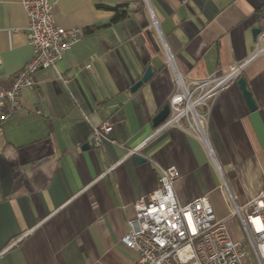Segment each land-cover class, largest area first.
Segmentation results:
<instances>
[{
    "label": "crops",
    "instance_id": "crops-1",
    "mask_svg": "<svg viewBox=\"0 0 264 264\" xmlns=\"http://www.w3.org/2000/svg\"><path fill=\"white\" fill-rule=\"evenodd\" d=\"M24 1L0 0V88L32 57ZM47 1L55 25L83 37L56 69L31 76L20 110L0 123V264H138L121 239L133 203L170 166L180 173V204L204 196L218 219L239 224L232 199L242 206L264 192V55L240 76L254 110L237 80L211 99L214 161L189 130L150 138L151 121L175 90L173 69L186 83L201 81L252 54L264 0ZM125 3L128 16L117 22L96 6ZM147 67L151 78L131 93ZM106 121L111 132L90 147Z\"/></svg>",
    "mask_w": 264,
    "mask_h": 264
},
{
    "label": "built area",
    "instance_id": "built-area-1",
    "mask_svg": "<svg viewBox=\"0 0 264 264\" xmlns=\"http://www.w3.org/2000/svg\"><path fill=\"white\" fill-rule=\"evenodd\" d=\"M23 7L32 57L13 77L9 87L0 88V123L20 110L19 94L31 85V76L38 70L56 69L64 52L83 37L79 29L55 25L47 0H26ZM262 55L264 31L256 35L252 54L230 66L224 74L186 83L173 69L176 85L167 103L169 115L150 138L171 127L189 130L214 161L208 139L211 99ZM59 78L67 83L63 77ZM111 130L110 121L95 127L88 140L90 147L98 149ZM138 151L139 147L131 154ZM179 178L180 173L174 166L160 169L157 189L133 203L134 216L128 221V231L121 242L139 254L138 264H264V192L242 206L232 199L230 217L238 218L244 232L241 240H233L226 220L215 216L206 197H198L185 205L177 201L174 183Z\"/></svg>",
    "mask_w": 264,
    "mask_h": 264
},
{
    "label": "water",
    "instance_id": "water-1",
    "mask_svg": "<svg viewBox=\"0 0 264 264\" xmlns=\"http://www.w3.org/2000/svg\"><path fill=\"white\" fill-rule=\"evenodd\" d=\"M259 32H260V30L254 29L252 31L253 37L255 38ZM152 74H153V72L151 70V67H147L145 72L141 76V78L129 88V91L131 93L136 92L144 83H146L151 78ZM237 85L242 92L243 98L246 102L248 109L254 110L255 104H254V101L252 99V95L250 94L249 90L246 87V83H245L244 79L241 77L238 78L237 79ZM168 115H169V108H168V104H167V105H164L160 109V111L153 117V119L151 121L152 127L157 128L160 124H162L167 119ZM85 147H88V145H85ZM135 160L139 163L143 161L139 155H136Z\"/></svg>",
    "mask_w": 264,
    "mask_h": 264
},
{
    "label": "trees",
    "instance_id": "trees-1",
    "mask_svg": "<svg viewBox=\"0 0 264 264\" xmlns=\"http://www.w3.org/2000/svg\"><path fill=\"white\" fill-rule=\"evenodd\" d=\"M97 8L104 9V10H109L114 13L112 16L110 22H117L125 19L128 16L129 13V8L127 3L125 4H116L115 6H108V5H102V4H97ZM261 21H262V26H261V31H264V7L260 11L259 15ZM92 28L86 29V30H92ZM6 87V86H5Z\"/></svg>",
    "mask_w": 264,
    "mask_h": 264
},
{
    "label": "rangeland",
    "instance_id": "rangeland-1",
    "mask_svg": "<svg viewBox=\"0 0 264 264\" xmlns=\"http://www.w3.org/2000/svg\"><path fill=\"white\" fill-rule=\"evenodd\" d=\"M226 227L232 239L241 240L244 237V232L241 231L238 222L236 224L235 221L228 220Z\"/></svg>",
    "mask_w": 264,
    "mask_h": 264
}]
</instances>
